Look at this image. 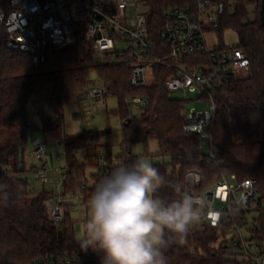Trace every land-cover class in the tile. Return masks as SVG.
Returning <instances> with one entry per match:
<instances>
[{
  "label": "trees",
  "instance_id": "trees-1",
  "mask_svg": "<svg viewBox=\"0 0 264 264\" xmlns=\"http://www.w3.org/2000/svg\"><path fill=\"white\" fill-rule=\"evenodd\" d=\"M151 9L150 28L158 38L164 23V13L176 6L193 5L196 0H140ZM221 11L211 31L222 40L226 31L238 37L239 48L249 59L252 76L233 82L220 97L215 113L212 150L217 163L201 151L196 134L184 131V104L169 98L165 82L170 71L155 67V82L144 88L129 84V65L97 63L85 53V43L78 35L74 46L39 51L34 66L28 54L0 51V131L17 135L9 148H0V264H32L35 258L57 252L79 251L73 237V222L64 212L61 224L50 216L57 195L37 192L26 179L24 154L28 136L35 127L31 117L40 120L39 130L64 146L66 159L63 197H80L88 206L100 172L101 154H106L111 169L129 164L138 157L132 155L134 145L142 144L146 151L150 141L157 142L159 153L152 165L168 178L182 181L197 172L201 176L200 190L223 178L234 176L238 183L255 182L257 207L243 211L231 203L230 213H223L216 227L206 226L201 232L190 231L182 244H173L166 251L168 264H248L246 256L231 246L226 234L230 226L245 230L247 240L257 243L264 252V28L260 19L262 0H219ZM253 8V10H251ZM11 10L9 0H0V11ZM156 26V27H155ZM95 74L117 100L114 115L122 122L120 153L114 160L102 143L111 131H84L67 137L63 129L65 108L83 100ZM144 96L149 99L135 117L128 99ZM84 154L83 162L80 154ZM168 160V164L165 163ZM95 168L91 180L86 170ZM84 185V187H83ZM65 207H68L66 204ZM254 213L252 219L248 214ZM229 216L230 223L226 220ZM196 246L195 253L192 252ZM100 264V255L97 254Z\"/></svg>",
  "mask_w": 264,
  "mask_h": 264
},
{
  "label": "built area",
  "instance_id": "built-area-1",
  "mask_svg": "<svg viewBox=\"0 0 264 264\" xmlns=\"http://www.w3.org/2000/svg\"><path fill=\"white\" fill-rule=\"evenodd\" d=\"M11 10L0 11V51L28 54L34 66L39 62V51L45 47L62 49L74 46L78 35L85 43V53L97 63L129 65L131 87L144 88L155 82V67L170 71L165 90L199 93L197 100L206 103L205 110L190 109L185 113L184 131L196 134L208 160L218 164L212 150L213 125L218 101L226 96V88L233 82L252 76V67L244 51L235 47L208 48V34L215 26L221 11L219 0H196L193 5L176 6L164 13V23L158 38L150 28L151 9L140 0H9ZM156 27V26H155ZM110 91L100 80L91 81L83 102L85 112L77 119L93 117L95 107H103ZM149 99L144 96L128 99L130 107L143 108ZM35 154L40 159L36 179L44 184L48 179L49 163L43 161L47 146L34 141ZM62 155L58 160H62ZM99 178L112 171L106 154H101ZM65 175L60 174L59 187L65 186ZM201 176L197 172L186 175V188L194 189L206 198L207 211L199 225L191 231L201 232L206 226L216 227L223 213H230L231 203L243 211L257 207L255 182L241 183L234 176L200 190ZM84 187V185H83ZM220 209H216V204ZM67 204L61 193L50 211L57 225L64 220ZM228 224L229 216H226ZM230 226L226 234L231 246L243 253L248 264H264V252L257 243L246 238L245 231ZM196 246L192 248L195 253ZM32 264H99L97 253L66 251L35 258Z\"/></svg>",
  "mask_w": 264,
  "mask_h": 264
},
{
  "label": "clouds",
  "instance_id": "clouds-1",
  "mask_svg": "<svg viewBox=\"0 0 264 264\" xmlns=\"http://www.w3.org/2000/svg\"><path fill=\"white\" fill-rule=\"evenodd\" d=\"M206 211L204 196L138 158L97 181L78 244L100 264H168L167 249L182 244Z\"/></svg>",
  "mask_w": 264,
  "mask_h": 264
},
{
  "label": "rangeland",
  "instance_id": "rangeland-1",
  "mask_svg": "<svg viewBox=\"0 0 264 264\" xmlns=\"http://www.w3.org/2000/svg\"><path fill=\"white\" fill-rule=\"evenodd\" d=\"M253 10V8H251ZM238 37L233 31H226L223 34L222 40L211 32L208 34V48L214 50L222 47H235L238 46ZM92 80H98L95 74L91 76ZM169 98L174 101H180L184 104L185 113L190 109L194 108L196 110H205L206 103L201 102L198 99L199 93L192 94L190 92H170ZM118 108V102L116 99L109 97L103 107H95L93 109V117L88 120L87 118L77 119L75 114L78 112H85L86 105L83 101L79 103L71 104L65 108L63 116V129L67 137L80 135L84 131H111V135L103 140V144L107 147L108 153H110L114 160H117V156L120 153L121 144V129L122 122L121 119L114 115ZM132 113L135 117L140 116V108L132 106ZM31 124L35 127V130L31 131L28 136V148L24 154V162L26 169H32V167H39L40 159L35 154L34 141L40 140L46 144V156L43 157V161L49 163L48 179L42 184L37 181L35 171H29L26 179L30 184L32 189L37 192L45 190L47 192H53L58 195L62 194V188L59 187L58 179L60 174H66V159H65V149L63 145L58 144L55 140L51 139L45 135L41 130H39L40 120L37 116H32ZM17 135L9 133L6 130L0 131V148L12 147L15 143ZM159 153L157 142L150 141L148 146V151L144 148L142 144L134 145L132 148V155L134 157L143 158L146 161L153 164L154 162H162L157 160V155ZM62 155V160H58V156ZM84 154H80V161L83 162ZM168 160L165 163L168 164ZM96 173L95 168H88L86 170V179L91 180V175ZM66 200L68 207H64V211L68 214L69 219L73 222V237L76 242L83 235V227L88 215V206L83 205L82 199L78 196L76 197H63ZM220 204H216V209H220ZM255 216L254 213L248 214V218L252 219ZM246 229L243 230V232Z\"/></svg>",
  "mask_w": 264,
  "mask_h": 264
},
{
  "label": "water",
  "instance_id": "water-1",
  "mask_svg": "<svg viewBox=\"0 0 264 264\" xmlns=\"http://www.w3.org/2000/svg\"><path fill=\"white\" fill-rule=\"evenodd\" d=\"M260 19H261L262 26L264 28V0H262V3H261Z\"/></svg>",
  "mask_w": 264,
  "mask_h": 264
}]
</instances>
